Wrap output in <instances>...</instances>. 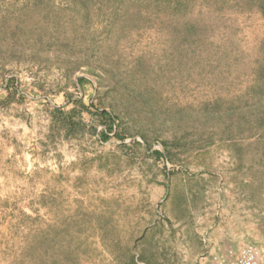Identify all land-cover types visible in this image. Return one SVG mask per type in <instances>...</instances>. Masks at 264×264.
<instances>
[{
    "label": "rangeland",
    "instance_id": "obj_1",
    "mask_svg": "<svg viewBox=\"0 0 264 264\" xmlns=\"http://www.w3.org/2000/svg\"><path fill=\"white\" fill-rule=\"evenodd\" d=\"M257 2L199 0L193 44L145 0H0V264L264 256Z\"/></svg>",
    "mask_w": 264,
    "mask_h": 264
},
{
    "label": "trees",
    "instance_id": "obj_2",
    "mask_svg": "<svg viewBox=\"0 0 264 264\" xmlns=\"http://www.w3.org/2000/svg\"><path fill=\"white\" fill-rule=\"evenodd\" d=\"M198 1L199 0H145V7L148 9V12L164 14L167 15V17L174 18L176 24L173 28L176 33L181 34L184 42L201 44L205 39L202 41L198 19H194L192 16L193 13H195V7ZM202 1L203 3H207L209 0ZM257 3L258 7L264 10V0H258ZM216 106H218V104L213 105V107ZM99 114L109 122L106 124L105 130L101 133V139L105 140L109 138L110 133L115 130L113 128L115 117L105 110L100 111ZM114 135H118L117 131L114 132ZM156 153L160 154L159 151H156Z\"/></svg>",
    "mask_w": 264,
    "mask_h": 264
},
{
    "label": "built area",
    "instance_id": "obj_3",
    "mask_svg": "<svg viewBox=\"0 0 264 264\" xmlns=\"http://www.w3.org/2000/svg\"><path fill=\"white\" fill-rule=\"evenodd\" d=\"M213 264H264L253 245L242 246L237 254L227 260H219Z\"/></svg>",
    "mask_w": 264,
    "mask_h": 264
},
{
    "label": "crops",
    "instance_id": "obj_4",
    "mask_svg": "<svg viewBox=\"0 0 264 264\" xmlns=\"http://www.w3.org/2000/svg\"><path fill=\"white\" fill-rule=\"evenodd\" d=\"M246 245H247V244H246ZM243 246H244V245H243ZM241 247H242V246H241ZM241 247H240V248H241ZM240 248H239V249H240ZM239 249H238V251H239ZM238 251H237V252H238ZM258 254H259V253H258ZM259 256L261 257V259L264 260V256H262V255H260V254H259Z\"/></svg>",
    "mask_w": 264,
    "mask_h": 264
}]
</instances>
